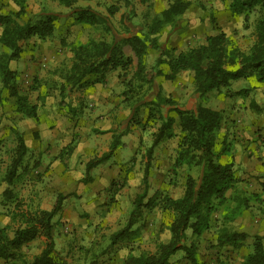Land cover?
<instances>
[{
    "label": "rangeland",
    "instance_id": "1",
    "mask_svg": "<svg viewBox=\"0 0 264 264\" xmlns=\"http://www.w3.org/2000/svg\"><path fill=\"white\" fill-rule=\"evenodd\" d=\"M172 0H79L76 7L90 6L98 13L105 15L110 24V31L103 24L90 25L77 22L72 15V8L60 4L57 0H29L28 14L25 20L37 18L45 13L55 16V31L46 39L35 37L23 43L25 51L12 62L17 72L18 85L23 92H28L33 102L37 95L46 94L47 98L40 107L41 120L37 123L31 118H24L15 112V98L7 94L0 105V227L10 223L9 209L13 203L3 196V176L13 156L16 144V131L24 134L28 152L20 168L21 177L15 185V192L25 208L39 209L50 207L59 192L67 194L68 207L65 214L54 217V237L57 251L69 264H126L129 246L123 241L111 245L110 236L126 223L135 196L142 191L143 174L146 164L144 156L152 141V131L156 124L139 126L131 122L130 106L124 99V85L117 77L118 71H112L103 84L112 90L109 102L96 96L91 91H75L68 100L82 110L73 115L69 109L60 105L61 97L57 89L60 75L56 69H67L71 64V51L65 43L86 41L89 38H104L123 41L124 37L141 34L147 30L152 18L159 14ZM191 5L184 13L176 27H168L160 34V41L176 54V50L205 42L207 35L222 28L226 33L246 48L254 37L257 18L264 14V9H257L245 19L243 15L232 16L227 7V0H190ZM116 5L119 10L109 13V7ZM11 0H0V12L15 11ZM221 10L225 17L217 14ZM225 10V11H224ZM221 13V14H222ZM1 31V29H0ZM236 36V38H235ZM64 41V43H63ZM128 52L136 56L128 43L123 44ZM174 47V49H173ZM159 51L149 48L145 56L148 71L155 62ZM127 54V53H126ZM135 64L131 67V72ZM100 84V83H99ZM180 89L179 90V86ZM36 89H32L31 87ZM147 88V84H145ZM227 93L213 90L212 94L200 96L195 92L192 73L183 71L180 77L167 80L157 76L146 93L151 100L161 92L174 100L179 97L178 105L189 109L196 108L199 102L214 109L224 111V123L217 133L215 152H221L224 135L229 136L225 144L227 150L221 154L220 161H233L236 157L233 148H241L240 161L235 162L237 173L241 178V186L249 191L259 192L264 199V155L258 150L264 144V82L252 78L233 80L227 87ZM245 90V92L243 91ZM243 91V92H241ZM181 92V94H180ZM83 101L80 103V97ZM253 99L260 111L249 107ZM262 105H261V104ZM222 106L223 108H221ZM146 107L139 112L140 119L146 117ZM165 112L176 114L165 106ZM248 113L258 114L257 121L242 125ZM175 129H179L177 116ZM254 123V130L248 128ZM116 131L121 135L123 145L119 147L108 163L99 165L90 172V181L86 179L85 164L96 155H100L109 146V134L96 132L95 129ZM253 130L257 138L246 137ZM256 142V146L242 141ZM221 149L218 151V145ZM68 145H74L73 153L60 152ZM178 138L162 141L155 150L151 176V195L156 189L179 196L183 192L185 171L175 176L171 170L176 154ZM125 146V147H124ZM41 149V150H39ZM256 150L257 153L252 151ZM65 153V151H64ZM239 156V155H238ZM255 158V161H254ZM250 160L249 163L246 161ZM26 167V168H25ZM25 169V170H24ZM58 217V218H57ZM221 217L217 213L215 219ZM172 217L168 212L156 208L144 210L139 224L140 239L135 243L136 249L155 250L159 241L169 237L168 225ZM217 221L215 220L214 223ZM233 227L247 233L245 243L240 248L231 246L218 247L215 243L217 227H211L198 240L196 262L192 263L184 251L180 250L171 258V264H241L248 252V244L255 234L264 237V214L254 205L236 219ZM188 230V240L193 239ZM45 244V237L40 235L31 244L22 246V253L27 260L38 253ZM138 251V250H136ZM0 264H18L0 259Z\"/></svg>",
    "mask_w": 264,
    "mask_h": 264
},
{
    "label": "trees",
    "instance_id": "2",
    "mask_svg": "<svg viewBox=\"0 0 264 264\" xmlns=\"http://www.w3.org/2000/svg\"><path fill=\"white\" fill-rule=\"evenodd\" d=\"M15 11L0 12V105L6 95L15 98V112L24 118H31L40 123V107L45 102L46 94L37 95L33 102L28 92H23L18 85L17 72L12 62L25 51L22 42L32 37L46 39L55 31V16L45 13L37 18L25 20L28 14L29 0H11ZM60 4L72 8V15L77 22L97 25L103 24L110 31L109 20L92 7H76L79 0H57ZM191 5L190 0H172L148 24L141 34H133L119 41L104 38H89L86 41L65 43L72 53L71 64L67 69H56L60 75L57 89L61 97L60 105L67 107L75 115L82 110L81 105H73L68 97L75 91H86L98 83L104 84L112 71H118L117 77L124 85L122 94L130 106L131 122L139 126L156 124L152 131L151 144L145 151L146 164L143 174V188L139 192L129 211L126 223L115 230L111 236V245L123 241L130 248L126 264H171V258L178 251H184L187 258L196 262L199 238L211 227H217L215 243L218 247L231 246L240 248L244 245L247 233L233 227L234 222L246 209L256 205L264 214V199L261 193L249 191L241 186L235 162L220 161L230 145L224 139L221 152H215L217 133L224 123V111L214 109L199 102L194 109L178 106L176 101L159 92L154 99H146V91L157 76L174 80L183 71L192 73L195 92L205 96L212 90L227 88L233 80L252 78L264 82V14L257 18L254 27V42L247 50H242L237 41L222 28L207 35L205 42L189 46L173 54L159 39L168 27H176ZM232 16L243 15L249 18L251 12L264 9V0H230L228 4ZM119 10L116 5L109 7V13ZM64 43V41H63ZM131 45L136 56V63L131 55L125 54L123 44ZM149 48L159 51L155 62L148 71L145 56ZM135 69L131 72L132 65ZM147 84V88H145ZM32 89H36L34 86ZM245 92V90L243 89ZM241 91V92H243ZM83 101L81 96L79 102ZM165 106L179 117V129H175L176 114H167ZM146 107L145 119H140L139 112ZM249 107L259 111V105L251 99ZM96 131L105 133L106 130ZM178 138L176 154L171 170L175 176L185 171L183 192L172 196L168 192L156 189L151 195L150 176L154 153L158 145L166 140ZM1 140V137H0ZM123 145L121 135L113 133L108 151L96 155L85 164L86 179L90 181V172L99 165L108 163ZM65 151V153H64ZM74 145H68L60 152L70 156ZM28 152L24 134L16 131V144L13 156L3 176V196L13 203L9 209L10 223L0 227V259L12 260L18 264H69L56 249L54 240V217L64 206L67 194L59 192L49 209L25 208L23 201L15 192V185L20 179V168ZM26 168V167H25ZM25 170V169H24ZM160 209L168 212L172 219L168 225L169 237L159 241L155 250L136 249L140 239L139 224L144 210ZM217 213L221 217L215 219ZM217 221L214 223V221ZM188 230L193 238L188 240ZM45 237L42 250L31 260L23 255L22 246L36 239ZM138 250V251H136ZM241 264H264V237L255 234L248 244V252Z\"/></svg>",
    "mask_w": 264,
    "mask_h": 264
},
{
    "label": "crops",
    "instance_id": "3",
    "mask_svg": "<svg viewBox=\"0 0 264 264\" xmlns=\"http://www.w3.org/2000/svg\"><path fill=\"white\" fill-rule=\"evenodd\" d=\"M229 2H230V0H227L226 1V3H227V7H229L228 6V4H229ZM225 11V10H224ZM222 12H221V10H219V12L217 13V14H219V15H222V17H225L224 15H223V13L221 14ZM234 37V36H233ZM125 38H127V37H124L123 39H125ZM235 38H236V36H235ZM254 39L255 38H253V40H250V45H249V47L252 45V43L254 42ZM237 43H238V45H239V47L242 49V50H247L249 47H245V46H243V45H241L240 44V40H238L237 41ZM173 49H174V47H173ZM123 50H124V52H125V54L127 53V55H131V53L130 52H128L127 50H126V48L123 46ZM175 51H177V53L176 54H178L180 51H182V50H184V49H182V50H176V49H174ZM71 56H72V53H71ZM132 57H133V55H131ZM156 56H158V53H157V55ZM180 77V73L177 75V78H179ZM179 86V85H178ZM223 89V91H224V93L226 94L227 93V90H228V88H222ZM221 89V90H222ZM179 90H181L180 89V86H179ZM87 91H91V93H92V91L93 92H96L95 93V95L98 97V96H100V97H102L103 99H102V101H104V99L105 98H107L106 99V101H107V103L110 101L109 99V94L112 92V90H110V89H108V88H105L104 87V85L102 84V83H98V84H96V85H94L93 87H91V88H89V89H87ZM213 91V90H212ZM212 91H210V92H208L207 93V95L208 94H212ZM180 94H181V92H180ZM174 101H176V103L178 104L179 103V97H175L174 98ZM263 101V103L262 104H264V100H262ZM261 104V103H260ZM261 104V105H262ZM179 106V105H178ZM221 108H223L222 106H220ZM183 108H186L185 106H183ZM187 109H189V108H187ZM260 109H261V107H260ZM260 111V110H259ZM256 112H258V111H256ZM173 116H175V119H176V122H177V117H176V115H173ZM263 117V119H264V116H262ZM257 118H259V115L258 114H252V113H248L247 114V117H244V119H243V123H242V125L243 126H245L247 123H250V122H253V121H257ZM176 122H175V125H176ZM256 126V124H254V123H251V124H249V126H248V128H252L253 130H254V127ZM99 130H106V134H109L110 136H109V145H110V142H111V139H112V135H113V133H117L115 130L113 131H110L109 132V130H108V128L107 129H99ZM253 130H251V133H248V135L246 136V137H248V138H252V139H254L255 140V138H257V136H255V135H253ZM95 131H96V129H95ZM96 132H98V131H96ZM225 136V138L226 139H228L229 138V136H227V135H224ZM248 138L246 139V141L244 142V141H242L245 145L243 146V147H246L248 144H250V146L248 147V148H251V147H253V146H256L257 144H256V142H251V141H248ZM122 140H124L123 142H126V140L125 139H122L121 138V141ZM232 145V147H233V145L235 146V148H233V158L235 157L234 156V154L236 155V157H235V159H234V161L235 162H241L240 161V159H241V157L242 156H244L245 157V155H246V152L245 153H242V151H241V148H239V147H237L236 148V145L235 144H231ZM125 147V146H124ZM254 148V147H253ZM108 149H109V146L106 148V149H104V151L103 152H105V151H108ZM119 149V148H118ZM117 149V150H118ZM221 149V144L220 145H218V151ZM39 150H41V149H39ZM117 150H116V152H117ZM252 151H254V153H257L256 152V150L255 149H253ZM102 152V153H103ZM258 152L261 154V155H264V144L262 145H260L259 146V150H258ZM101 153V154H102ZM239 155V156H238ZM221 157H225V156H221ZM251 161L253 160V159H250ZM250 160H248L247 159V163H249L250 162ZM254 161H255V158H254ZM53 205V204H52ZM52 205L50 206V207H41V208H44V209H49V208H51L52 207ZM68 207V204H67V202L65 201L64 202V206H63V208L61 209V211L56 215V216H60L62 213L63 214H65V212L67 211V208ZM57 217V218H58ZM54 240H55V237H54ZM32 242H34V240H32L31 242H28L27 244H31ZM55 243H56V240H55ZM43 248V247H42ZM42 248H41V250H42ZM56 249H57V247H56ZM40 250V251H41ZM39 251V252H40ZM38 252V253H39ZM38 253H36V254H38ZM11 262H12V260H10Z\"/></svg>",
    "mask_w": 264,
    "mask_h": 264
}]
</instances>
